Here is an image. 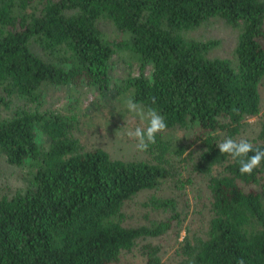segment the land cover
I'll return each instance as SVG.
<instances>
[{
  "label": "trees",
  "instance_id": "1",
  "mask_svg": "<svg viewBox=\"0 0 264 264\" xmlns=\"http://www.w3.org/2000/svg\"><path fill=\"white\" fill-rule=\"evenodd\" d=\"M102 17L129 34L122 46L137 56L140 72L125 81L131 100L155 108L168 130H191L196 151L184 156L186 146L177 145L168 166L115 159L82 147L72 112L12 110L15 100L39 103L46 86L108 90L114 47L99 29ZM213 18L237 31L230 57L210 54L216 40L184 36ZM263 80L264 0H0V157L29 163L26 191L0 196V264H122L134 248L143 264H167L158 245L139 243L179 234L177 200L143 202L167 212L148 225L125 224L127 206L169 178L181 191L191 175L210 216L202 231L186 226L174 264H264V162L241 175L217 147L260 115ZM258 122L250 142L264 149V113ZM158 141L162 156L170 145ZM180 167L190 176L174 180Z\"/></svg>",
  "mask_w": 264,
  "mask_h": 264
},
{
  "label": "rangeland",
  "instance_id": "2",
  "mask_svg": "<svg viewBox=\"0 0 264 264\" xmlns=\"http://www.w3.org/2000/svg\"><path fill=\"white\" fill-rule=\"evenodd\" d=\"M99 29L106 41L114 47V54L109 60V88L108 90H98L86 83L69 86H46L39 103H28L24 100H15L12 107L21 106L39 111L51 110L58 113H74L77 117V126L74 136L84 149L102 148L106 150L112 158L120 160L145 159L153 162L162 161L167 166L173 162L174 147L186 146L184 156L189 152L196 151L198 144L192 142V131L182 129H170L158 134L156 143L149 145L147 151H140L137 148V141L127 136L128 128L146 127V122H141L127 109V101L131 100V88H126L125 81L128 77L139 74V63L137 56L122 46V43L129 39V34L119 32L111 21L107 18H100ZM237 31L226 25L217 18L211 19L207 24H203L193 30L184 31L186 38L200 40L212 39L218 41L215 48L210 51L212 55L220 57H230L232 46ZM151 66L145 69L149 75ZM261 108L260 115L250 118L248 125L236 136L235 139H246L253 141L257 139L259 131L258 119L264 113V80L260 86ZM142 107V106H141ZM143 108V107H142ZM144 109V108H143ZM145 110V109H144ZM147 110H145L146 112ZM5 113L0 111V117ZM127 125V127H126ZM226 137H222V142ZM158 140L168 142L169 148L161 156V149L156 148ZM257 141V140H256ZM36 142L40 147H44L47 140L39 131L36 132ZM177 163V160H176ZM28 164L16 166L7 163L0 157V196H12L15 193L25 192L29 185ZM189 171L180 167L178 172H174V180L188 178ZM192 183L187 184L185 189L179 191L169 178L158 189L143 191L136 195L127 206V219L125 224L137 225L160 220L167 215L161 210H154L150 207H143L142 203L148 201L150 196L154 197H174L177 200V210L180 212L181 223L176 228L160 237L141 240L139 244L151 242L160 247V257L167 264H174V252L178 247V242L186 234V226H190L195 231L204 230L207 226L209 216L208 204L205 201V194L201 187L200 178L192 177ZM169 215V213H168ZM139 247V246H137ZM143 255L134 248L131 253H127L122 264H143Z\"/></svg>",
  "mask_w": 264,
  "mask_h": 264
},
{
  "label": "clouds",
  "instance_id": "3",
  "mask_svg": "<svg viewBox=\"0 0 264 264\" xmlns=\"http://www.w3.org/2000/svg\"><path fill=\"white\" fill-rule=\"evenodd\" d=\"M127 109L141 122H146L147 126L128 128L126 134L130 139L137 141L138 150L147 151L149 145L156 143L157 135L167 131L166 119L155 108H149L145 112L141 105L133 100L127 101ZM217 147L221 154L228 155L239 163L241 175H251L264 162V149L255 147L252 142L246 139L228 137L218 143ZM238 264H245V261L240 259Z\"/></svg>",
  "mask_w": 264,
  "mask_h": 264
}]
</instances>
